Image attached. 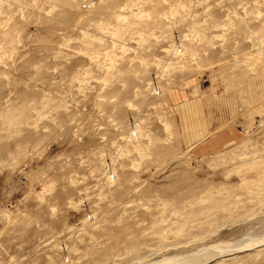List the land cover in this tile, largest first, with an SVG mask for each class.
Masks as SVG:
<instances>
[{"label": "rangeland", "instance_id": "rangeland-1", "mask_svg": "<svg viewBox=\"0 0 264 264\" xmlns=\"http://www.w3.org/2000/svg\"><path fill=\"white\" fill-rule=\"evenodd\" d=\"M0 264H264V0H0Z\"/></svg>", "mask_w": 264, "mask_h": 264}, {"label": "crops", "instance_id": "crops-1", "mask_svg": "<svg viewBox=\"0 0 264 264\" xmlns=\"http://www.w3.org/2000/svg\"><path fill=\"white\" fill-rule=\"evenodd\" d=\"M174 99V98H173ZM178 105L180 116H184L183 122L188 119L189 115L191 116V128L189 130V126H186L188 130H186V137L188 139H195L196 141L201 136H207L208 133H205L204 123L200 118V110L199 106L196 102H192L190 100H184ZM196 103V104H195ZM196 137V138H195Z\"/></svg>", "mask_w": 264, "mask_h": 264}]
</instances>
